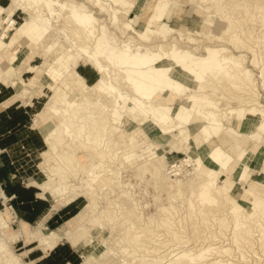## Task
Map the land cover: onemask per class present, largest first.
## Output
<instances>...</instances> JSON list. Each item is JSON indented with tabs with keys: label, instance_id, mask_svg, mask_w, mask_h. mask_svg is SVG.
I'll use <instances>...</instances> for the list:
<instances>
[{
	"label": "rangeland",
	"instance_id": "obj_1",
	"mask_svg": "<svg viewBox=\"0 0 264 264\" xmlns=\"http://www.w3.org/2000/svg\"><path fill=\"white\" fill-rule=\"evenodd\" d=\"M31 1L36 6L41 2V0ZM58 1L60 4L55 6L54 9L52 8L50 14L47 15L48 20L50 18L56 19L58 20L60 28L61 26L68 27L69 25L67 24V26L62 25V21L59 18L66 17V15L60 16L61 10L64 9L63 5L70 4V16H72V18L74 17L72 22L77 24L76 22L78 21L81 27H84L86 38L90 39V44H88V46H92L93 43V38L90 34H93V37H95L94 40L98 37L99 43L104 41L107 42L106 48L108 50L105 53L106 57L108 55L113 56L117 54V52L113 51H116L118 47H127V45H130L131 48H135L139 47V43L141 44L140 48L143 52L144 47H147L144 41H140V38L134 31H129L130 27H127L126 31L124 28H126L125 25H131L133 29L143 32L145 29L143 26L145 25L148 28L147 32L143 35L145 38L156 35L154 39L151 38L148 40L151 41L149 42V48L154 50L152 52L158 53L159 55H167L168 59L170 58L169 56L173 54L175 59L185 62L186 65L200 68L206 60L215 63L218 60L222 61L221 58H223L225 64L220 67V69L212 68L209 63L208 65H204L205 71L202 72L200 76H197L200 74L198 70L191 72V77H189L190 73H183L184 79L191 80L189 82V84H191L189 88H196V84H200L208 88L210 93L213 92V95H216V93L219 94L217 98L225 100L226 97L224 98V92L225 96L232 97L231 94L227 93L230 88L228 80L220 77V74L223 73V69H225V72H228L232 77L231 80L238 84L240 88L237 94H235V101H239L240 103H236L235 105H244L246 104L244 102L248 104L250 103L249 101L253 100L252 103H256L259 107L241 106L242 109L246 111H255L259 116L264 113V0ZM8 2H10V0H5L1 5L6 7L5 5L9 4ZM101 2L104 4H101ZM3 7H0V17L4 16V13H2ZM19 8L20 6L17 5L15 8L16 10L14 9L15 11L12 9L11 11H14V13L12 14L11 12L9 19L0 27V32H3L4 27H6V30H4L5 32H3V38L0 37L3 43V46L0 47V53H4V51H6V53L9 52L5 44L15 33L19 24L28 16ZM78 11H83L84 14L91 15L94 19L92 21L94 27L93 33H91L90 22L87 19L81 20L79 17L77 18L74 16ZM152 16L157 20L164 19L165 27L154 26L155 22H153ZM95 20L97 21V25L95 24ZM44 40L45 43L56 42L55 46L57 47L61 43L64 45L65 42L67 45L64 50L66 54L65 58L71 56L72 49L68 47L70 42L63 40L58 32H56V36L51 38L45 36ZM79 47L83 48L84 46ZM17 49L16 54H10V56L14 58L18 57L26 48L17 45ZM31 51L34 52L35 50ZM40 53L41 54L35 53L36 55H34L33 60L30 62L33 67L35 66V70L38 69V66L43 61V57L46 56V54L48 55V53L44 54L45 51L43 53L42 50ZM186 55L188 57H184ZM25 56H27V54H25ZM194 58H198L196 64L192 62ZM13 61L14 60H10V63ZM74 61L75 66H77V64L80 65L77 67L79 73H81L80 67L82 64H84L82 68L87 72H96L97 78L91 83L87 82L89 85L94 84L99 78V60L94 59L92 61L87 60L83 56H79L76 57ZM70 63H72V61ZM233 64L237 66L240 73H243V78H239L240 76L232 72L233 70L231 67ZM169 65H171L173 71L181 74V67L175 64H166L165 66ZM66 69L69 70V65ZM35 70L24 73L21 77L22 81L27 82L31 76L34 78L33 75L35 74ZM141 70L144 71L143 68H141ZM207 78L208 81H206ZM0 82L4 83L3 81ZM5 84L6 83L3 85ZM58 84L60 88L64 90L67 97L72 94L73 90L68 86V79L66 77H62ZM177 84L179 88H184V81L178 82ZM27 86L28 84L26 85V89L28 90L27 95L23 100H28L30 97H33V95L38 96L30 98L26 106L30 116L29 125H32V130L35 132H37V130L41 132L43 138L40 135L41 133H36L41 138V145H38L37 137L32 135L26 144L24 142H17L7 149L0 150V152L5 155V158H1L3 165L7 164L8 167L12 168V172L7 175L9 180H18L24 185L30 182L31 185H35L34 187H38H36L39 192L38 195L43 197L47 196L49 202H53L56 198L51 196L50 189L60 191L61 187L54 183L64 181V176L66 178L69 177L71 182H79V186L82 189H87L88 185H97L98 189H101L103 184L100 182L99 177H87V170L93 168L86 157L78 158L80 155V147L74 143V140L80 143H87L90 148L101 152L103 160L114 168V170L108 168L107 171H104V173L110 175V180L111 182L113 180L112 183L114 186L111 189L112 193L109 194L106 192V195H113L117 199L115 202L124 199L125 196L130 197L131 201L137 204L136 206L141 212L142 219H140V223L147 224L151 228L154 224L160 225L158 228H155V233L157 232L158 237L165 242L168 255L166 259L174 258L179 251L188 248V252L191 253L190 256L192 257V261H189L188 264H228V262L231 264L230 259H227L228 253L231 254L230 257L236 258L237 261H244L243 263L238 262L239 264L264 263V239L260 236V227L264 226V198H260L261 202H258L261 204L260 209L255 207L253 210H248V212L251 211L258 218L257 220H251L247 214L235 216V210L227 206V200L229 199L227 189H223L218 184L211 187L214 192L218 194V198L214 194L213 196H209L208 199H202L201 189H191L190 194L186 196L177 189V192L174 194L176 198H169L164 190H159L154 186L148 174L145 173L144 179H140L134 174L133 170L128 169L127 171L124 169L123 163H129L132 160L133 164L131 163V165L134 166V164L139 162L140 158L149 152L158 154V158L162 161L165 171L170 178H177V180L182 182L185 181V177H190L196 170L197 165L195 164V159L203 162L206 167H208L207 164L209 163L201 160L197 153H193L196 156L194 159L187 154L189 151H184L178 136L170 134L171 137L176 136V138H178L174 140L173 137L171 138L167 135L169 133V128L167 125L164 126L162 124L165 123L168 116L166 110L157 106L152 108L160 112V115L162 114L158 116L160 118L163 117L165 119L163 121L150 117L149 115L142 117L145 112L134 105L132 101L133 96L129 95V97H127V94H125L123 105L126 112H131V114H126L125 119L122 121L115 120L111 122L89 113L90 110L84 107L82 108L81 104L76 106L79 112L74 114L73 111L69 112L65 107V105L70 106L69 103L64 102L63 105L61 102L60 107L64 115L62 116V118H64L63 120L61 119V122L63 123L62 126L65 131V139L62 134L55 135L57 131L56 128L52 129L53 132H55L54 135L58 139L59 144L60 142L62 144H60V146L64 149L63 155H61L58 148L51 150L47 146L45 136H54L49 129L43 126V123L40 122L38 118L37 125L34 124L36 113L41 111L46 102L49 101L52 90L46 86H42L39 89L34 83L31 89H28ZM96 87L106 94L105 88ZM12 89L9 87L1 88L0 90L2 93L0 97H5L9 92L11 93L14 91L12 98H22L19 93H16L15 90ZM190 90L184 89L181 93H176L175 96L177 97L180 94L187 95L190 93ZM149 92L147 96L138 97L140 101L147 102V105H149V103L152 104L148 99L153 98ZM196 94H199V92H196ZM209 97L215 96L209 95ZM209 97L206 98L208 103L213 99ZM214 102H218V100ZM84 104L86 105V103ZM0 108L5 107L1 105ZM220 108L222 109L221 111L218 112V110H220L218 107L217 110H215L216 112H214L217 115V119H220L222 112L227 113L230 110V108L223 110V106ZM100 109H105V107ZM139 114H141L140 118H138ZM172 119L174 122L181 124L180 126L189 127V122H187L189 119L184 121L182 118L180 120L173 116ZM204 122L207 126L211 124L205 120ZM225 124H227V121H225ZM258 125L259 123L249 125L242 124L236 128L237 132H235V135L227 134L235 143L231 145V147H235L237 153L243 152L236 144L243 142V139L239 138V134L242 133L245 136L253 134L256 132V126ZM220 127L221 129L218 130L216 134L210 129L209 138L214 139L213 137H216L217 134L222 133L227 128L226 125H220ZM247 127L250 129L248 130ZM258 127L261 126L259 125ZM124 132L132 133L135 137L129 136V134H125ZM90 137H93L94 140L88 143L85 139H89ZM234 137L237 139H233ZM263 138L264 132L261 131V133H259V140H256L255 143L252 142V147L255 148L254 155L258 153L259 156H263L259 161L261 166H263L264 163V154L261 152L264 148V143L261 141ZM63 142H66L67 145H63ZM121 143L123 145H121ZM71 144H73V146H71ZM240 145L246 146L243 145V143ZM61 158L63 160H61ZM57 161H61L63 167L62 171L59 169L61 171L60 174H55V171H53L56 166H54V164ZM76 164H78V167L81 166L84 168L86 172L83 173ZM171 165L178 166L179 173L177 175H173V167H171ZM245 167H249V165L245 163L243 167L240 168L241 173L246 171ZM76 169L78 173H75ZM115 170L117 172H115ZM241 176L233 177L238 180V183L236 182L234 184L235 187L239 186ZM48 177L54 178V180L49 181ZM181 177H183V179ZM94 179L95 183L92 184L91 182H93ZM224 179L225 175L222 174L217 178V181H223ZM169 181L168 183L170 185L173 184L172 180ZM246 184L247 183L244 182V185ZM98 189L95 191L94 187L91 189L88 188L87 192L97 197ZM236 192L232 193L236 195L237 200H240V198L248 200L249 197H251L253 201L257 200L254 199L257 198V194L253 195L252 193V195H250V192L245 190L242 191L240 195ZM219 195L222 197L221 199H219ZM245 196L248 198H245ZM1 197L2 201H4L2 209L7 208L6 213H4L7 218L3 220L0 214V220L3 222L0 227V264H30V260L35 255L41 254L38 246H36L37 244L44 251L43 246L35 241V236L31 234L36 222L31 223L32 225L27 239L12 236L11 233L20 228L22 222L16 217L13 208L8 204V200L3 195ZM204 201H207L209 206H218L222 204V210L219 209L213 212L209 207H205L207 205H204ZM109 202L114 212L119 210V205L111 203V201ZM84 203L85 199L79 196L71 203L74 207L70 214H66L65 216L62 215L60 219H57V222L45 224V227L53 230L57 227L59 228L64 223H66L67 226L73 225L75 223L74 221H77L78 213ZM99 206V204L96 205V210H99ZM97 215L99 217V214L94 212L91 216ZM232 216H234V218ZM96 231L100 233V236L95 233L92 240L90 238L81 239L80 242L75 243L73 246H71L72 244L70 245L69 242H66L65 239L60 240L57 244L60 250L51 253L54 258L51 259V262L54 260L56 262L59 260L63 261L64 258H68L70 264H80L84 260V256H89L91 258V255L94 254V257L101 259L108 253V249L104 248L107 232L101 231L100 225H98ZM168 232H171L174 238L170 236ZM203 238L206 239L203 240ZM165 239H167V242ZM177 239L179 240L176 241ZM193 239H197L196 243H194ZM259 240L261 241V245L258 243ZM224 243L227 244L224 245ZM166 244L168 245L166 246ZM221 250L226 252L221 254ZM119 251L121 253L125 251L129 253L130 257L128 258L129 262L127 264H132V262L138 264V262H141L140 256L150 258L145 255L147 252L141 254L139 248L134 251L129 250L130 252H128L127 249L122 247ZM222 255L225 256L222 257ZM121 260L125 261L123 254Z\"/></svg>",
	"mask_w": 264,
	"mask_h": 264
},
{
	"label": "bare ground",
	"instance_id": "obj_2",
	"mask_svg": "<svg viewBox=\"0 0 264 264\" xmlns=\"http://www.w3.org/2000/svg\"><path fill=\"white\" fill-rule=\"evenodd\" d=\"M94 1L96 2V0ZM59 4L60 3L58 0H41L37 6L31 0H10L9 4L6 7H3L2 13H4V16L0 17V27H2L3 24L9 19L12 12L11 10H14L17 5L22 8L26 7L24 9L27 11L28 16L22 23H20L15 33L5 44L9 52L6 53V51H4V53H0V81H3L4 83L13 87L15 92L19 93L22 98H26L28 91L26 89L27 84L28 89H31L32 84L34 83L39 89L42 86H46L52 90L49 101L46 102L44 107L37 113L36 116L39 121L43 123V126L49 129L51 134L54 135L55 132H53L52 129L56 128L57 131L55 135L62 134L64 139L65 131L63 130V123L61 122V119L63 120L64 118H62V116L64 115L62 114V108L60 107L61 102L63 105L64 102L70 104V106L65 105L69 112L73 111L74 114H77L79 111H77L76 106L81 104L82 108L84 107L90 110L89 113L95 114L98 117H102L103 119H107L111 122L115 120L122 121L125 119L126 114H131V112H126L123 105L125 94H127V97H129V95L133 96L132 101L134 105L145 112L142 117L149 115L150 117H154L155 119H160L163 121L165 119L163 117H159L162 114L160 115V112H158L156 109H152L155 106L163 108L166 110L168 116L165 120V123H161L164 126L167 125L169 128V133L167 135L169 137H171L170 134L178 136L181 140V147L184 149V151H189L187 154L192 156L194 159L196 156L193 153H197L201 160L207 161L209 163L207 164L208 167H206L203 162L195 159V164L197 165L196 170L190 177H185V181L182 182L177 180V178H170L165 171L162 161L158 158V154L149 152L140 158L139 162L134 164V166L131 165V163L133 164L132 160L129 163H123L124 169L127 171L128 169L133 170L134 174L140 179H144L145 173L148 174L150 176V181H152L154 186L159 190H164L167 194V197L169 198H176L174 194L177 192V189L185 196L190 194L191 189H201L203 196L202 199H208L209 196H213L214 194L218 198V194L214 192L213 188H211L213 185L218 184L223 189H227V194L229 195L227 206L230 207V209L233 208V210H235V216L247 214L251 220H257L258 218L256 215L251 211L248 212V210H253L255 207L258 209L261 208V204L258 202H261L260 198H264V163L263 166L259 164V161L263 156H259L257 152V155H254L255 148L252 147V142L255 143L256 140H259V133H261V131L264 132V113L259 116L255 111H246L245 109H242L241 106L259 107V105H256V103H252L253 100L249 101L250 103L248 104L247 102H244L246 103L244 105H235L236 103H240L239 101H235V94H237L240 88L238 84L231 80L232 77L228 72H225V69H223V73L220 74V77L228 80L230 88L228 89L227 93L232 95V97H227L225 96L224 92V98L226 97L225 100L217 98L219 94L216 93V95H213V92L210 93L208 88H205V86L200 84H196V88H189L191 85L189 82L191 80L184 79V76L182 75L183 73L187 72V74L190 73L189 77H191V72L198 70L200 74L197 76H200L201 73L205 71L204 65H208L209 63L211 64L210 66L212 68L220 69V67L224 66L225 64L223 62V58H221L222 61L218 60L215 63H211L210 61L206 60V62H203V66L200 68H194L193 66L186 65L185 62L175 59L173 54H171L169 56L170 58L168 59L167 55H159L158 53L152 52L154 50L149 48V42L151 41L148 40L151 38L154 39L156 35L145 38L143 35L148 30L145 25H142L145 28L143 32L133 29L131 25H125L126 28H124L126 31L127 27H130V30H128L134 31L140 38L139 40L144 41V44H146L147 47H144L143 52L140 48L141 44L139 43V47L135 48H131L130 45H127V47H118L116 51L112 50L113 52H117V54L113 56L108 55L106 57L105 53L108 50L106 48L107 42L103 40L104 42L99 43L98 37L96 40H94L95 37H93V34H90L93 38V43L92 46H88V44H90V39L86 38L84 27H81L80 22L78 21L76 22L77 24L72 22L74 17L72 18V16H70V4L63 5L64 9L61 10L60 16L66 15V17L59 18L62 21L61 24H67L69 25L68 27L61 26L60 28L58 20L53 18L48 20L47 15L50 14L52 8L54 9V7ZM101 4L104 3L101 2ZM74 16L77 18L79 17L81 20L87 19L90 22V28L92 30L91 33H93L94 27L92 21L94 19L91 17V15H86L83 13V11H78ZM152 18L153 22H155L154 26L165 27L164 19L157 20L154 18V16H152ZM95 24L97 25V21ZM4 30H6V27H4L3 32H5ZM3 32H0L1 38H3ZM56 32L59 33L63 40L70 42L68 47L72 49V53L68 58H65L66 54L64 53L66 48L65 46H67L65 42L64 45L61 43L58 47L55 46L56 42H44L45 36L49 38L54 37L56 36ZM22 35H25L24 39ZM20 42H24L23 46H27L28 48H26V50L29 49L32 54L26 57V51H24L21 53V57L18 56L14 58L10 56V54H16L18 50L17 45H21ZM2 44V40L0 39V47L3 46ZM79 46L84 47L82 48ZM31 50H35L34 52L38 54H41L40 51L42 50L43 53L45 51L44 54L48 53V55L46 54V56L43 57V61L38 66V69L35 70V74L33 75L35 79L31 77L26 82L22 81L21 77L23 72L30 69L29 63L31 60H33L32 58L34 54V52ZM79 56H83L87 60H99V78L94 84H87L76 72L74 59ZM184 57L188 56L186 55ZM10 60L14 61L10 63ZM71 61L72 63H70ZM192 62L196 64L198 62V58H194ZM166 64H175L176 66L181 67V74L173 71L171 65L165 66ZM68 65L69 70L66 69ZM141 68H143L144 71L141 70ZM231 69L233 70L232 72L234 74L240 76L239 78H243V73L239 72L235 64L232 65ZM62 77H66L68 79V86L73 90L69 97H67L64 90H62L58 84L60 83V79ZM183 81L185 84L184 88H179L177 83ZM206 81H208V78ZM96 86L105 88L106 94L98 90ZM184 89H191L190 93L187 95L180 94L177 97L175 96L176 93H181L184 91ZM77 92L78 94L80 93V96L77 94ZM148 92L151 93V97H153L148 99L152 103H149V105H147V102L140 101L138 99L139 96H147ZM196 92H199V94H196ZM209 95L215 97H209ZM208 97L210 99L213 98L210 103L206 101V98ZM213 100H218V102H214ZM84 103H86V105ZM220 105L223 106V110L226 108H230V110L227 113L222 112L220 119H217V115L214 112H216L215 110H217L218 107L220 109L218 112L222 110ZM104 107L105 109H100ZM140 115L141 114H139L138 118L141 117ZM172 116H178L184 121H186L188 118L189 121L187 122H189V127L187 128L185 126H180L181 124L174 122ZM204 120L211 124L207 126ZM225 121H227V124H225ZM257 123H259L261 127H258L259 125L256 126L257 128L255 133L247 136L242 133H238L239 138L243 139V142L239 143H243V145L246 146H241L239 143H236L237 146L243 151L242 153H237L236 148L231 147V145H234L235 143L228 135H235V132H237L236 128L242 124L249 125ZM220 125H226L227 128L222 133L217 134L216 137H213L214 139L209 138L210 129L216 134L218 130L221 129ZM247 129L249 130L250 128L247 127ZM124 133L135 137L132 133ZM55 135L53 137H51V135L45 136V141L49 149L53 150L58 148L60 154L63 155L64 149L60 146L61 142L59 144V141ZM176 136H172L174 140L178 139ZM233 139L237 138L234 137ZM85 140L90 143L94 139L93 137H90L89 139ZM261 141L264 143V138ZM74 143L80 147V155L78 158L86 157L93 168L87 170V177H99V180L103 186L101 189H98L97 185H88L87 189H82L79 186V182H71L70 178H66L65 176L64 181H58V183H54L61 188L60 191L50 189L51 196L56 197L53 209L64 205L69 202V200H74L79 196H82L85 199V203L78 213L77 221L74 219L75 223L71 226H67V224L64 223L58 229L52 230L46 228L42 223L43 221L41 220V222H39L37 226L32 229L31 234L35 236V241L43 246L44 251H50L61 239H65L72 245L80 242L81 239L90 238L92 240V237L95 235V233L100 236V233L96 231L98 225H100L101 231L107 232V237L105 240L106 244L104 248L108 249V253L101 259L94 257L95 254L91 255V258L89 256H84V260L80 264H127L129 262L128 258L130 255L126 251L121 253L119 250H121L122 247L127 249L128 252L134 251L137 248L141 250V254L147 252L145 255L147 257L149 256L150 258H144L143 256H140L141 262H138V264H188L189 261H192V257L190 256L191 253L188 252V248L179 251V253L174 258L166 259L168 255L165 248V242L161 240L160 237H158L157 232L155 233V228H158L160 225L154 224L152 225L154 228H151L147 224L140 223L139 221L142 219L141 212L139 211V208H137V204L131 201L130 197L125 196L124 199L115 202L117 199L113 195L107 196L106 192L111 194V189L114 186L112 183L113 180L112 182L110 180V175L104 173V171H107L108 168H112L114 170V168L110 166V164L106 163L105 160H103L101 152L90 148L87 143H80L76 140H74ZM63 145H67V143L63 142ZM121 145L123 144L121 143ZM71 146H73V144H71ZM261 152L264 154V148L261 150ZM61 160L63 159L61 158ZM245 163L248 164L249 167H245L246 171L241 173L240 168L243 167ZM76 165L78 167V164ZM54 166V173L60 174L63 168L61 161H57ZM171 167H173V175H177L179 173L178 166L171 165ZM78 168L83 173L86 172L81 166ZM115 172L117 171L115 170ZM75 173H78L77 169ZM222 174L225 175V179L218 182L217 178ZM237 176L241 177L239 180V186L235 187L234 184L238 180L233 177ZM183 177L181 178L183 179ZM228 178H231L232 180ZM48 180H54V178L48 177ZM169 180H172L173 184L170 185L168 183ZM244 182L247 184L244 185ZM91 183L94 184L95 179ZM92 187H94L95 191L98 189L97 197H94L92 194L87 192L88 188L91 189ZM244 190L249 191L250 195H252V193L253 195L257 194V198H254L257 200L253 201L251 200V197L248 198L247 196H245V198H248V200L241 198L240 200H237L236 195L232 193L238 191L236 193L240 195ZM211 192L214 193L210 194ZM221 198L222 197L219 195V199ZM109 201L119 205V210L114 212L112 207L109 205ZM207 203V201H204V205H207L205 207H209V209L213 212L219 209L222 210V204H219L218 206H209ZM98 204L100 205L99 210H96V205ZM94 212H97L99 217L98 215L91 216L94 214ZM232 217L234 218V216ZM2 224L3 222L0 220V227ZM21 224V227L14 230L11 234L15 237L27 239L30 233V227L26 223L22 222ZM260 228V236L264 239V226ZM168 233H170V236L174 238L171 232ZM205 239L206 238H203V240ZM165 240L167 242V239ZM178 240L179 239L176 241ZM196 240L197 239H193L194 243H196ZM242 241L246 242L244 240ZM258 243L261 245L260 240ZM226 244L227 243H224V245ZM167 245L168 244H166V246ZM225 252L226 251L223 250L220 251L221 254ZM122 254L125 261L121 260ZM223 256L225 255H222V257ZM230 256L231 254L228 253L227 259H230L231 264H239L238 262H244L237 261L236 258H232ZM132 264L134 263L132 262Z\"/></svg>",
	"mask_w": 264,
	"mask_h": 264
},
{
	"label": "crops",
	"instance_id": "obj_3",
	"mask_svg": "<svg viewBox=\"0 0 264 264\" xmlns=\"http://www.w3.org/2000/svg\"><path fill=\"white\" fill-rule=\"evenodd\" d=\"M2 2H5V0H0V7H3L1 5ZM19 9L23 13L28 14L24 8L20 7ZM14 11L12 12V14L14 13ZM24 37L25 35L23 36V39ZM20 44H21L20 46H23L24 42H20ZM24 47L28 48L27 46ZM24 51H27L26 52L27 56L32 54L29 51V49L28 50L25 49ZM34 55L36 54L34 53L33 57ZM83 65L84 64H82V66ZM78 66L80 65L77 64V66H75V70L86 83L87 82L91 83L97 78L96 72L95 73L92 71L87 72L85 69L82 68V66L80 67L81 73H79L77 71ZM29 67L30 69H28V71L23 72V74L35 70V66L33 67L31 63H29ZM3 84L4 83L0 84V89L1 88L3 89V87H9L12 89L10 85L8 84L3 85ZM1 93L2 92L0 90V94ZM13 94L14 91H12L11 93L9 92L8 95L5 97H0V106L3 105L5 107V108H0V150L7 149L12 144L17 142H24L26 144L28 143L29 138L32 135H35L37 137L38 145H41V138L40 136H38V134H36V133L40 134L41 132H39L38 130L37 132L32 130L33 129L32 125H29L30 116L28 113V108L26 107L28 105V100H30V98L38 97V96L33 95V97H30L28 100H23L24 98H20L21 99L20 100L19 98H12ZM36 115L34 120L35 125H37L38 123ZM176 118L181 120V118H179L178 116ZM187 120L188 118L186 119V121ZM40 135L43 138L42 133ZM1 158H5V155L4 153L0 152V214H2L3 220L7 218L4 215V213H6L7 211L6 210L7 208L2 209V205L4 204V201H2L1 199L2 195L8 200V204L10 205V207L13 208L16 217L21 222L28 224L30 229L32 225L31 223L33 222H36L34 224L35 227L42 220L43 221L42 223L45 226V224L57 222V219H60L62 215L65 216L66 214H70L72 212L74 205H72L71 203H73L75 199L53 209L55 200L53 202H49V200H47V196L43 197L38 195L39 192L37 186H36L37 188L34 187L35 185H31L30 182L24 185L21 184L18 180H9L7 175L12 172V168L8 167L7 164L3 165V163L1 162ZM57 244L54 246V248H52L48 252H44L41 249V247L37 244L36 246H38V249L39 251H41V254L35 255L30 260V264H70L68 258H64L63 261L59 260L56 262L54 260L53 262H51V259H54L51 253H55L56 251L60 250Z\"/></svg>",
	"mask_w": 264,
	"mask_h": 264
}]
</instances>
